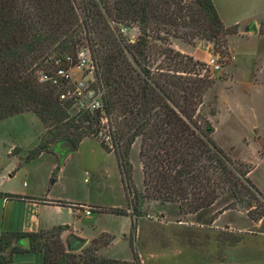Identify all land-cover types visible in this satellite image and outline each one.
Masks as SVG:
<instances>
[{
	"label": "rangeland",
	"instance_id": "rangeland-1",
	"mask_svg": "<svg viewBox=\"0 0 264 264\" xmlns=\"http://www.w3.org/2000/svg\"><path fill=\"white\" fill-rule=\"evenodd\" d=\"M213 1L223 25L236 26L237 33L224 40L219 36L214 40L193 37L186 41L166 35L165 31L148 29V67L153 72L169 69L183 76L197 74L209 78L211 83L204 91L200 112L213 128L211 140L232 161L250 170V182L264 195V34L257 32L260 27L264 29V0ZM93 2L106 17L101 0ZM83 4L90 8L89 0H75L79 23L83 20ZM181 6L188 9L189 3ZM182 14H187L186 10ZM178 22L181 26L182 21ZM107 23L114 39L122 45L135 43L140 35L134 23L108 18ZM190 30L184 26H168L171 34L187 35ZM86 32L87 29L82 32V44L76 57L72 53L61 55L66 61L65 70L70 71L71 76L65 86L74 89L75 84L82 83L95 94L105 93L97 82L95 60L91 56L92 50L100 46L98 43L94 46ZM95 42L102 44L98 39ZM184 57L192 58V63L177 64ZM210 60L214 62L210 64ZM50 63L47 61L45 65L48 67ZM54 73L46 74L42 68L35 75L44 83L42 76ZM56 89L60 94L62 90ZM87 99H73L69 114L76 115L81 110L80 103L86 104ZM107 125L102 115L101 132L85 137L76 146V152L63 157L57 152L58 143L53 140L57 130L55 132L52 126L46 129L33 113L24 112L0 122V192L41 198L50 189V178L58 169L60 183L53 197L71 201L72 206L80 205V209L100 206L99 212L112 214L96 216L93 212L84 216L77 212L71 217L67 211L60 214L55 209L36 214L32 206L15 203L14 232H32L65 223L86 241L75 254L81 255L83 250L89 249L100 258L131 261L130 241L141 264H264V220L253 222L242 210L222 211L233 201L232 195L226 194L213 206L190 214L183 211L179 203L145 199L139 207V217L134 218L114 148L107 138ZM140 142L136 139L130 147V167L126 170L130 189L135 188L147 196ZM40 144L48 146L47 152L34 157ZM102 144L108 146L110 152L106 153ZM18 163H25L23 169L9 177L13 170L10 168ZM115 210H122L129 218L116 217ZM1 216L0 209V219ZM102 232L116 236L113 243L107 245L108 237L102 236ZM122 232L124 236L120 235ZM94 233L100 235L89 239L87 235ZM55 241L53 234L36 241L49 258L48 264L59 262L62 249L71 253L68 245L61 249L53 243ZM3 254L5 258L10 255L8 250Z\"/></svg>",
	"mask_w": 264,
	"mask_h": 264
},
{
	"label": "trees",
	"instance_id": "trees-1",
	"mask_svg": "<svg viewBox=\"0 0 264 264\" xmlns=\"http://www.w3.org/2000/svg\"><path fill=\"white\" fill-rule=\"evenodd\" d=\"M101 2L106 17L89 0L90 8L83 4V20L79 23L75 0H0V122L31 112L46 129L52 126L57 130L54 142L71 140L77 146L85 137L101 132L103 115L134 218L139 217V207L145 199L176 202L190 214L213 206L229 194L233 201L222 211L242 210L253 222L264 220V195L250 182V170L232 161L213 143L210 137L213 128L200 112L204 91L211 83L209 78L197 74L183 76L169 69L153 72L147 62L148 29L165 31L166 35L186 41L193 37L214 40L219 36L224 40L237 33L236 26L223 25L212 0ZM182 3H189L188 9ZM107 18L136 24L140 30L137 41L126 45L117 42ZM180 20L182 27L191 28L186 33L189 37L168 31V26L181 27ZM84 29L94 46L97 43L100 46L92 50L91 56L95 60L97 82L105 93L99 109L79 110L71 116L73 99L59 100L56 87L40 83L35 74L42 68L49 75L59 68L66 69L61 55L72 53L76 57ZM258 32L264 34V29L260 27ZM96 39L102 44L95 42ZM184 58L177 64L193 61ZM47 61L51 62L48 67ZM136 139L141 141L139 155L147 196L129 186L128 153ZM47 147L40 144L34 157L46 153ZM107 147L102 144L106 153L110 152ZM57 170L52 173L50 183H54ZM0 199L22 197L0 192ZM113 213L125 216L122 210ZM64 230L66 226L31 234L1 233L0 264L9 263L15 254L28 252L42 254L43 264H48L49 258L36 241L53 234L56 238L53 243L62 249L60 236ZM101 235L108 237L107 245L112 242L109 235ZM24 238L28 239L29 248L23 246ZM13 241H19L22 246L12 247ZM128 246L131 261L100 258L89 249L81 255L62 249L56 264H141L133 243L129 241ZM6 250L10 254L8 258L3 254Z\"/></svg>",
	"mask_w": 264,
	"mask_h": 264
},
{
	"label": "crops",
	"instance_id": "crops-1",
	"mask_svg": "<svg viewBox=\"0 0 264 264\" xmlns=\"http://www.w3.org/2000/svg\"><path fill=\"white\" fill-rule=\"evenodd\" d=\"M213 1V0H212ZM214 5H215V1H213ZM216 8V5H215ZM217 11V10H216ZM258 32V30H257ZM259 33V32H258ZM116 157V156H115ZM23 164L19 165V163L14 167H11L10 170H12V172L10 174H8L9 177H14L16 172H18V170H22L23 169ZM250 174V173H249ZM59 183H60V178L59 175L57 176V172H56V177H55V181L54 183H50V189L47 191V193L45 195H43V197L39 198V197H34L31 195H24V194H14V193H9V194H13V195H17L22 197V199L20 200H5V199H0V209L2 212V216L0 219V234L3 232H14L13 231V223H14V215H13V209H14V205L15 203H20V204H25L26 206L30 205L32 206L35 210H36V214L40 213L43 210H49V209H55L56 211H58V213H62L64 211H67L68 214L71 217H74V215H76L77 212L81 213L84 215L83 210L80 209V205L77 206H72L71 201H65L63 199H61V197L59 196H54L52 195V193L55 191V189L57 187H59ZM5 193V192H3ZM61 203V204H60ZM92 206V205H91ZM88 207V206H87ZM94 209L90 210V215L94 212V214H96V216H101V215H112L109 213H101L100 211V206H96L93 205ZM91 208V207H89ZM106 208V207H105ZM108 208H115V207H108ZM89 215V216H90ZM85 216V215H84ZM116 217L119 218H125L128 219L129 217L126 216H120V215H115ZM131 222V220H130ZM58 226H66V230H64L61 233L60 239L63 243V245H67V241L69 238L71 237H75L80 239L79 237H82L81 234L76 233L75 231H73L71 229V226L65 223H61ZM58 226H52L48 229H35L32 232H23V231H15V232H19V233H25V234H31V233H36L38 231H46V230H50L53 227H58ZM100 234H107L110 237H112V243L115 240L116 236L114 235H110L108 233L102 232ZM99 233H94L91 235H87L89 239H93V237H95L96 235H100ZM121 236H124L125 233L122 232L120 234ZM96 236V237H97ZM82 240V239H81ZM11 246H20V242L19 241H13ZM5 264H43V255L39 254V253H18L13 255L12 260L9 263H5Z\"/></svg>",
	"mask_w": 264,
	"mask_h": 264
},
{
	"label": "built area",
	"instance_id": "built-area-1",
	"mask_svg": "<svg viewBox=\"0 0 264 264\" xmlns=\"http://www.w3.org/2000/svg\"><path fill=\"white\" fill-rule=\"evenodd\" d=\"M213 62V60H210V64H212ZM70 80V71L63 68L57 69L51 76L44 75L41 78V82H48L52 86H55L59 90H62L59 94V99L62 101L68 99L79 100L82 98H88L86 104H84L83 102L80 103L81 110L93 112L101 107V98L104 94L103 91L95 94L92 90H87L88 87L85 88L82 83L75 84L74 89H68V87L65 85L68 84V81ZM107 138L109 139V137ZM81 209L83 210L84 215H90L89 207H82Z\"/></svg>",
	"mask_w": 264,
	"mask_h": 264
},
{
	"label": "water",
	"instance_id": "water-1",
	"mask_svg": "<svg viewBox=\"0 0 264 264\" xmlns=\"http://www.w3.org/2000/svg\"><path fill=\"white\" fill-rule=\"evenodd\" d=\"M253 31H255L254 27H253ZM76 148H77L76 145L71 140H65L57 145V152L61 154L63 157H65L69 154L76 152ZM22 244L25 248H29L27 238H24L22 240ZM85 244L86 241L75 237H71L67 241L68 251L71 253L78 252L84 247Z\"/></svg>",
	"mask_w": 264,
	"mask_h": 264
}]
</instances>
